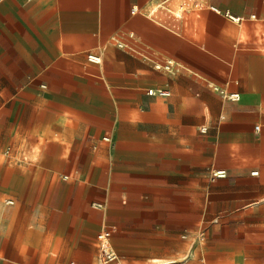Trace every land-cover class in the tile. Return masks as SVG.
<instances>
[{
  "label": "crops",
  "instance_id": "0c3cea01",
  "mask_svg": "<svg viewBox=\"0 0 264 264\" xmlns=\"http://www.w3.org/2000/svg\"><path fill=\"white\" fill-rule=\"evenodd\" d=\"M0 217V264H114L106 228L124 264H264V0H0Z\"/></svg>",
  "mask_w": 264,
  "mask_h": 264
},
{
  "label": "built area",
  "instance_id": "2783aa9c",
  "mask_svg": "<svg viewBox=\"0 0 264 264\" xmlns=\"http://www.w3.org/2000/svg\"><path fill=\"white\" fill-rule=\"evenodd\" d=\"M234 20H240L239 17L231 16ZM115 45H124V43L120 39H116L114 43L102 46L99 49H89L82 53V63L83 65H101L105 62L108 53L110 49H112ZM217 88V87H216ZM160 93L162 95H169L170 91L169 89H151L150 93ZM229 97L232 99H239L240 93L232 92L229 93ZM259 128V126L257 127ZM227 173L225 170H217L214 172V176H225ZM114 230L113 229H103L98 237L102 243L101 252L104 260L114 262V264H124V262L121 260L120 253L117 251V249L113 246L112 243V234Z\"/></svg>",
  "mask_w": 264,
  "mask_h": 264
},
{
  "label": "bare ground",
  "instance_id": "6f19581e",
  "mask_svg": "<svg viewBox=\"0 0 264 264\" xmlns=\"http://www.w3.org/2000/svg\"><path fill=\"white\" fill-rule=\"evenodd\" d=\"M139 10V7H136L135 8V11H138ZM158 10V5H154L153 8H152V11H156L157 12ZM181 9L178 11V14L181 15ZM1 221H6L3 217H0V222Z\"/></svg>",
  "mask_w": 264,
  "mask_h": 264
},
{
  "label": "rangeland",
  "instance_id": "374dc122",
  "mask_svg": "<svg viewBox=\"0 0 264 264\" xmlns=\"http://www.w3.org/2000/svg\"><path fill=\"white\" fill-rule=\"evenodd\" d=\"M173 7V6H172ZM178 7H180L181 8V4L178 6ZM177 7V8H178ZM174 8V7H173ZM148 10H146V12H147ZM172 14V15H175L174 13H172V12H169V11H166V10H160L156 15H159L160 16V14L161 15H163V14ZM184 13H186V12H183V16H185L186 14H184Z\"/></svg>",
  "mask_w": 264,
  "mask_h": 264
}]
</instances>
